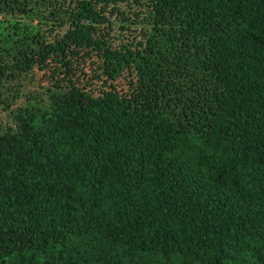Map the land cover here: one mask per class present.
<instances>
[{
  "label": "trees",
  "instance_id": "16d2710c",
  "mask_svg": "<svg viewBox=\"0 0 264 264\" xmlns=\"http://www.w3.org/2000/svg\"><path fill=\"white\" fill-rule=\"evenodd\" d=\"M70 1L67 32L7 66L61 65L67 92L0 134V264H264V0ZM130 2L161 46L108 44ZM92 53L142 62L128 92L76 83Z\"/></svg>",
  "mask_w": 264,
  "mask_h": 264
},
{
  "label": "rangeland",
  "instance_id": "374dc122",
  "mask_svg": "<svg viewBox=\"0 0 264 264\" xmlns=\"http://www.w3.org/2000/svg\"><path fill=\"white\" fill-rule=\"evenodd\" d=\"M70 0H0V134L20 131L17 117L32 108L48 110L52 100L67 92L66 70L51 63L46 69L34 67L27 72H12L14 65L39 49V41L49 43L61 38L72 23ZM123 14L109 9L108 24L102 29L114 50L142 52L163 44L155 25V13L132 2L122 4ZM105 28V29H104ZM74 80L85 88L101 92L110 86L126 93L139 75L142 62L130 58L125 63H105L96 54H86L73 64Z\"/></svg>",
  "mask_w": 264,
  "mask_h": 264
}]
</instances>
